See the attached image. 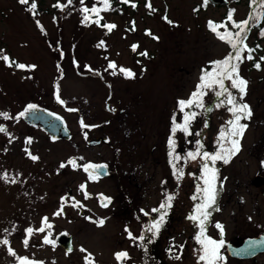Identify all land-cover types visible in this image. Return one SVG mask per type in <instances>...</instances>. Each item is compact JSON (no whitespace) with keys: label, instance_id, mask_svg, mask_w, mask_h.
Wrapping results in <instances>:
<instances>
[{"label":"flooded vegetation","instance_id":"obj_1","mask_svg":"<svg viewBox=\"0 0 264 264\" xmlns=\"http://www.w3.org/2000/svg\"><path fill=\"white\" fill-rule=\"evenodd\" d=\"M82 8L75 13L81 14L75 27L69 26L73 13H52L50 54L47 49L52 76L40 79L21 74L25 69L15 67L21 62L0 58V128L4 129L0 131V264H20L21 258L29 264H52L57 253L72 256L74 234L60 224L71 208L85 213V225L101 237V248L103 243L112 248L111 256L100 264H206L200 260L204 245L197 239L203 219V210L197 207L202 204V158L190 159L187 154L211 150L216 143L205 145L199 138L201 102L211 87L217 90L215 84L202 89L190 108L181 111L178 102L192 98L202 73L213 72L216 65L202 72L197 65L192 76L180 67L185 79L182 96H175L169 112L165 106L154 108V94H159L162 105L169 94L168 85L152 74V41L158 37L133 22L121 27L119 22L105 21L108 11ZM107 25L115 27L109 30ZM5 35L1 29L0 57L9 58ZM83 35L92 43L77 56L74 43ZM248 38H244L245 44ZM110 63L115 67H109ZM29 69L37 71L35 66ZM120 69L130 70L134 76L128 77ZM223 83L232 81L224 79ZM29 105H35L30 109L34 115L24 117L21 113ZM154 111L160 122L155 140L145 130ZM188 113H195L188 124L189 134L177 129L173 135L174 118L176 125H183ZM170 136L174 141L171 148ZM218 160L209 163V177L217 175ZM88 164L103 167L94 175L84 170ZM257 176L263 180L259 187L253 184ZM251 184L264 198V175L257 173ZM214 187L218 191L216 181ZM178 191L181 195L176 203L172 196ZM219 210L215 202L206 210L208 219L203 224L204 237L223 240L217 250L222 259L215 264H264V219L231 224L230 219L212 218ZM193 216L197 219H191ZM44 218L51 228L45 226ZM100 220L103 225L98 224ZM42 227L44 231H38ZM29 228L31 234L26 231ZM46 236L55 243H44ZM121 252L127 255L117 260L116 254Z\"/></svg>","mask_w":264,"mask_h":264},{"label":"rangeland","instance_id":"obj_2","mask_svg":"<svg viewBox=\"0 0 264 264\" xmlns=\"http://www.w3.org/2000/svg\"><path fill=\"white\" fill-rule=\"evenodd\" d=\"M108 1L110 6L106 10L108 13L105 21L116 24L119 22L121 27L129 26V23L133 22L135 26L146 28L152 36L158 37V41H152L154 48L152 74L168 85L169 94L165 105L159 102L161 100L158 98L159 94H154L153 107L162 109L165 106L167 112L172 107L175 96H182L180 93L185 91L182 88L185 85L184 74L179 71L180 67L189 70L192 76L197 65H200L201 72L206 71L213 68V62H216L214 60L224 59L233 53V47L226 40L219 39L217 34L208 28V23L210 21L226 23L231 28L226 14L232 12L231 18L237 22L246 20L249 15L246 0H227L228 7L213 6L205 3V0ZM33 4L35 8L32 7ZM82 7L95 12L102 10H98L94 0H83V3L81 0H28L23 4L20 0H0V32L3 29L7 33L3 39L6 42L5 50L9 51V59H17L26 66H35L37 70L34 73L26 67L21 74L36 75L40 79L52 76L50 58L47 55V49L49 54L52 51V13H73L74 19L69 26L75 27L79 26L77 22L81 16L75 13L83 10ZM262 8L264 9V4ZM115 16H119V19L113 20ZM223 19L226 22L221 21ZM254 22L257 23L258 20ZM38 27H42V31ZM249 27L251 24L247 28ZM243 29L246 30L245 27ZM216 30L224 31V28L217 27ZM249 32L246 47L236 43L242 35L236 37L235 50H242L240 59H232L231 62L237 66L236 74L247 81L245 92L241 94L238 89L232 87V83L224 85L227 91H223L218 84L214 85L216 91L209 87L208 97L201 102L199 116L200 140L205 145L216 141L211 150L205 148L202 152L210 155L221 153L226 156L225 150L231 149L227 146L232 144V140L238 141V145H241L238 152L230 156L228 163H224L223 159L217 161V175L214 179L207 174L204 175L202 165L205 161L201 159L200 200L202 204L206 201L205 180H210L212 185H215L216 181L218 191L215 193V202L220 210L212 218L222 221L230 219L231 224H238L236 221L239 220L264 219V198L260 197L259 190L254 189L251 184L257 173L264 175V40L255 29L250 28ZM80 43H84L85 47L80 48ZM91 43L92 39L89 36L77 38L74 43L76 55L82 54ZM248 48L252 50L251 55ZM249 55L251 59L247 58ZM254 64H259V68ZM173 91L176 93H172ZM217 92L223 94L217 96ZM229 93L236 98V104H247L251 111L250 117L238 121L239 125L246 127L236 136L231 133L238 131L237 126L229 123L234 120L233 113L229 111L234 106L227 103ZM214 100L215 107H212ZM204 107L209 109L205 110ZM159 126V116L154 111L151 124L145 127L153 140L159 132ZM222 130L224 136L220 138ZM89 157L94 158L92 154H89ZM211 162L207 161L208 166ZM180 195L178 191L172 196L176 203ZM143 205H147L146 199ZM84 217L85 213H79L71 208L64 221L61 223L59 221L62 228L74 234L76 251L72 256L57 253L56 262L52 264H86L85 258L89 254L92 264H100L111 256L112 248L104 243L102 248L100 247L101 237L85 225ZM57 219L59 218L55 220ZM81 249L86 251L82 252Z\"/></svg>","mask_w":264,"mask_h":264},{"label":"snow or ice","instance_id":"obj_3","mask_svg":"<svg viewBox=\"0 0 264 264\" xmlns=\"http://www.w3.org/2000/svg\"><path fill=\"white\" fill-rule=\"evenodd\" d=\"M27 2H28V0H20V3H22V4L23 3H27ZM81 2L83 3V0H81ZM206 2H207V0H205V3ZM148 6L150 7V5H148ZM32 7L35 8V5L33 4ZM85 11H87V9H85ZM85 18L87 19V17H85ZM229 20H231V13H229ZM242 24L246 25L247 21L242 22ZM209 26H210L211 30H213L214 32L216 31V27L217 26L214 25L213 22L210 21L209 22ZM221 26H223V25H221ZM235 26L240 27L239 25H235ZM106 27H108L109 30H111V28H113L115 26L114 25H107ZM241 31H244L243 27H241ZM216 34H217L219 39H222V40L226 39V36L220 35L219 32H217ZM262 34H264V33H262ZM235 35H236V37H240V32H237ZM226 42L230 43L232 45V47L234 49H236V44L232 43V38H231L230 35L227 36ZM101 43H103V42H101ZM136 47H137L136 45H133V50L134 51H135ZM142 55H146V53H142ZM0 58H2L5 61L9 60V58L7 56H3V57H0ZM247 58L251 59L252 57L249 55ZM232 59H237V60L240 59V51L239 50L236 51L235 57H233L232 54L230 53L229 57H226L224 61L213 62L216 65V70L213 71V72H204L202 74L201 83L199 85H197V91L192 94V98H190L188 101L181 100V101L178 102L180 110L183 111L186 107H189V108L192 107L193 104H194V98L202 95V91L201 90L204 89V88H207V87H211L212 84H218L221 87V89H223V91H227V89L224 87V83H223L224 79L231 80L232 81V87L238 89V91L241 94H243L245 92V87H246L247 81L241 79L238 76V74H236L237 73V66L234 65V64H231V60ZM12 63H15V62H12ZM9 66H12V65L10 64ZM15 67L20 68V69H25L26 67H34V66H26L24 64H15ZM109 67H115V65L110 63ZM256 67L259 68V65L257 64ZM120 71L124 72L125 75L128 76V77L134 76V73H132L130 70L120 69ZM234 74H236V75L234 76ZM222 94H223L222 92H217L216 93L217 96H220ZM241 99H242V96H241ZM227 103L228 104H232L234 106L233 108L229 109V111H231L233 113V116H234V120L233 121H229V123L237 126L238 131H233L231 133L233 136H236V135L241 134L243 132V129L246 127V125H239L238 121L240 119H242V118L250 117L251 111H250V109H249L247 104H236V98L233 97L231 95V93L228 94ZM198 106H200V105H198ZM34 108H35V105H29L28 109H26V111L30 110V109H34ZM241 114H243V115H241ZM3 115H5V117H6V114H3ZM21 115H24V113H21ZM194 116H195V113L186 114L183 125H176L175 124V118H174V121H173L174 126L172 128L173 135L175 134L177 129H180V130L184 131L185 134H189L188 133V124H189L190 118H192ZM82 127H88V126L82 124ZM3 130H4L3 128H0V131H3ZM223 136H224V132L222 130L220 138H222ZM231 143H232V148L225 150L226 156L222 155L221 153H216V154L210 155L207 152L201 153L199 150H197V152H195V153L189 152L187 154V158L196 159L198 156H200L205 161V163L202 165V167L204 169L205 174H207V173L210 172V169L208 167L207 161L211 160L214 163L218 159H223L224 163H228V160H229L230 156L234 155L239 150L238 141L232 140ZM197 144L199 146V141H197ZM173 145H174V141H173L172 137L170 136L169 137V146H170V148ZM169 154L171 156V152ZM32 159L35 160V159H37V157L33 156ZM174 159H179V157H175ZM69 163L72 164L73 167L76 166L75 165V161H73V160H70ZM170 163H172L171 160H170ZM61 167H64V165L62 164ZM100 167H103V166H94V165L88 164V165L84 166V170L86 172H88L90 169L95 170V169L100 168ZM173 167L175 168L174 164H173ZM181 175H182V172H181ZM214 178H215V173H212V179H214ZM13 182H15V181H13ZM205 184L208 185V187H206L204 189V192L206 194V201H205V203L197 206L198 209H202L203 210V211H201V215L203 216V219L200 222L201 223V235L199 237H197V239L200 240V242L204 245V251H205V255L201 256L200 260L206 261V264H215L216 260L222 259L221 257L218 256L217 250L222 246L223 240L217 242V241L211 240V239H209L207 237H204L203 224H204V221L208 219V213H207L206 210L208 208H211L212 205L215 203V193H216L215 187H214V185L211 184L210 180H205ZM81 187L83 188V185ZM168 199L171 200L172 198L169 197ZM104 206H106V204ZM161 207H164V205L162 204ZM153 211H158V210L154 209ZM56 214L59 215L60 213L58 212ZM191 219L195 220V219H197V217L193 216V217H191ZM43 223L45 224V226L47 228H51L52 227V225L47 222V218H44ZM103 223H104L103 220L98 221L99 225H103ZM216 226H217L218 229L221 230V233H222V231H223L222 225H220L218 223ZM152 227L153 228H157V225H153ZM149 230H151V229H149ZM26 231L29 234H31L33 230L31 228H29ZM38 231L43 232L44 228L42 227V228L38 229ZM129 235L131 236V233H129ZM202 237H203V239H202ZM142 238L143 237H141V239ZM3 243L6 244L7 240L3 241ZM44 243H46V244H48V243L54 244L55 241L49 240L48 237L46 236L45 239H44ZM25 244L27 245V240H25ZM69 251H71L70 248H69ZM81 251L83 252V251H86V250L85 249H81ZM126 255L127 254L123 253V252L117 253L116 254V258H117V260H120L121 258L126 257ZM85 260H86V264H92V261L90 259V254H89L88 257L85 258ZM20 264H29V261L26 258H21Z\"/></svg>","mask_w":264,"mask_h":264},{"label":"trees","instance_id":"obj_4","mask_svg":"<svg viewBox=\"0 0 264 264\" xmlns=\"http://www.w3.org/2000/svg\"><path fill=\"white\" fill-rule=\"evenodd\" d=\"M94 1H95V6L98 8V10L99 9H102V10H99V11H106L108 9V6H110V4L108 3L109 2L108 0H94ZM246 2H247V5L249 7V13L248 14H250V24H251V27L246 28V30L243 33L241 31V27L242 26H246V25L242 24V22L247 21V18H246V20H243L242 22H237L233 18H231V20H229V18H228V22H229L231 28H229L226 25V23L221 24V23H215V22H213V24L216 25L217 27H220L221 25H223V27H224V33H223V35L226 36V39H227V36L230 35L231 38H232V43H235L236 42L235 41L236 40V35L235 34L237 32H240V34L242 35L241 36V39H239L236 43L238 45L243 44V46L245 44V41H244L245 39L244 38L245 37L246 38L248 37L247 31H249L250 28L252 30L255 29L256 32H257V34L259 35V37L264 40V34H262V33H264V24H263L264 23V9L262 8V6L264 4V0H246ZM127 3H126V5H128ZM27 12H29V10ZM227 15H228L227 17H229V14H227ZM232 15H233V13L231 12V16ZM256 20H258L257 23L254 22ZM235 25H239L240 27H237ZM207 26H208V28H210L209 23H208ZM233 40H234V42H233ZM230 46L232 47L231 44H230ZM232 49H233L232 56L234 57L235 54H236L235 51H237V50H235L234 48H232ZM241 50L242 49H239V51H241ZM248 50H249L250 55H251L252 50L250 48H248Z\"/></svg>","mask_w":264,"mask_h":264},{"label":"water","instance_id":"obj_5","mask_svg":"<svg viewBox=\"0 0 264 264\" xmlns=\"http://www.w3.org/2000/svg\"><path fill=\"white\" fill-rule=\"evenodd\" d=\"M211 5L213 6H223V7H227L229 5V3L226 1V0H207ZM249 19H248V23H249ZM34 110H28L24 113V117H33L34 115ZM99 169H90L88 172L96 175L98 173ZM263 180L261 177H256L253 184L256 186V187H259L261 186Z\"/></svg>","mask_w":264,"mask_h":264}]
</instances>
